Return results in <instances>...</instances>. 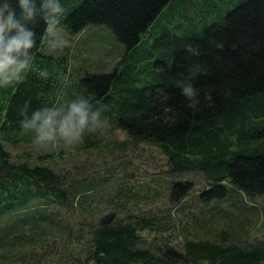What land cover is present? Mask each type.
Listing matches in <instances>:
<instances>
[{
	"label": "trees",
	"instance_id": "trees-1",
	"mask_svg": "<svg viewBox=\"0 0 264 264\" xmlns=\"http://www.w3.org/2000/svg\"><path fill=\"white\" fill-rule=\"evenodd\" d=\"M63 3V27L71 35L91 26H106L125 47L112 73L87 75L80 80L75 96L86 95L108 105L105 114L109 122L126 134L122 145L157 146L173 173L198 172L208 181L209 187L192 205L184 201L195 184H175L171 198L177 212L198 207L199 198L206 207L224 201L229 188L250 200L264 198V0ZM36 31L35 62L38 67H47L50 76L44 79L31 72L24 81L0 89V219L28 213L35 203L86 209L81 199L103 194L104 187L116 184L118 196L109 200L115 212L101 217L85 236L77 234L79 240L87 239L90 244L85 258H77L78 264H264V242L246 247L224 245L230 240L238 242L234 228L223 240L209 235L188 239L182 252L170 244L148 245L141 232L155 231L159 222L173 221V211L134 214L124 197L128 193L133 197L136 189L126 183L119 184L111 176L78 182L46 165L65 158L72 150L53 148L34 163L14 158L6 144L35 143L32 134L22 132L18 123L24 101L30 98L32 106L39 107L73 98L63 97V77L70 76L72 53L68 50L59 58L53 57L45 50L43 22L36 25ZM190 69L196 73L190 78L198 87L195 109L187 106L178 84ZM103 135H86L77 152L99 149ZM224 203L231 206L228 209L235 206L238 210L239 217L227 213L230 219L237 218L235 223L243 222L240 216L244 213L254 215L244 205ZM217 208L206 209L210 214L219 211ZM117 212L128 217L120 219ZM212 217L220 219L219 214ZM192 218L205 233L202 220L195 215ZM30 219L14 217L1 228L0 255L8 246L15 257L21 254L13 253L21 240L16 232ZM0 264H6L1 256Z\"/></svg>",
	"mask_w": 264,
	"mask_h": 264
},
{
	"label": "rangeland",
	"instance_id": "rangeland-1",
	"mask_svg": "<svg viewBox=\"0 0 264 264\" xmlns=\"http://www.w3.org/2000/svg\"><path fill=\"white\" fill-rule=\"evenodd\" d=\"M65 32L73 40V45L70 49L72 53L70 76L63 77L64 87L66 86L64 98L67 95L74 97L78 93L80 80L87 75L112 73L125 52L124 45L106 26H91L78 35H71L66 29ZM109 125L107 133L102 136L104 140L99 149L90 153L83 151L79 154L76 148L80 149L81 145H78L70 155L66 153L65 158L45 162L46 165L58 173L67 175L70 180L77 179L78 182L84 181V178L99 179L111 176L119 184L126 183L136 189L133 197H128L130 193L127 194L128 198L124 197L129 199V209L130 211L134 209V214L154 212L161 215L163 212L166 214L168 211H173V221L159 222L155 226L157 230L146 229L141 232L150 246L165 247L170 244L182 252L188 239L205 238L209 235L212 239L223 240L225 235L233 233L232 228L237 229L239 243L230 240L228 244L224 243L225 246L246 247L264 242V198L250 200L243 197L240 191L229 188V195L224 201L236 202L238 206L244 205L243 208L248 207L254 214L248 212L241 215L242 223L233 222L237 219L234 216L229 218L228 214L231 212L237 217L239 213L235 206L228 209L231 206L224 201H215L206 207L199 198L196 203L198 207H188L185 212H177L175 210L177 204L172 203L171 198L173 186L184 182L195 184L191 195L184 201L185 204L192 205L198 194L209 187L204 175L198 172L173 173L168 159L159 147L145 144L134 146L128 142L122 145L121 142L126 139V134L116 129L111 122ZM6 147L17 161L28 160L32 163L40 154L44 155L54 150L52 147L37 143L20 146L6 144ZM115 187L116 184L104 187L107 197L105 193H92L88 198L81 199L86 209L79 207L61 209L44 203H35L28 213L17 212L7 218H1L0 230L9 219L12 220L14 217L27 216L31 219L16 232L21 240L13 253L20 251L21 254L15 257L8 250V246L2 249L0 256L6 264H78L77 258H85L90 244L87 239L79 240L77 234L82 233L85 236L91 225L97 224L104 215L115 212V206L109 201L113 195L116 198L118 196ZM214 206H219L217 208L219 211L209 214L206 208L212 210ZM212 214H219L220 219L211 218ZM117 215L120 219L128 217L118 212ZM193 215L205 224V233L194 223Z\"/></svg>",
	"mask_w": 264,
	"mask_h": 264
},
{
	"label": "clouds",
	"instance_id": "clouds-1",
	"mask_svg": "<svg viewBox=\"0 0 264 264\" xmlns=\"http://www.w3.org/2000/svg\"><path fill=\"white\" fill-rule=\"evenodd\" d=\"M64 12L63 0H0V89L24 81L31 72L44 79L50 76L47 67L35 62L36 25L43 22L46 50L59 58L73 45L63 27ZM195 74L190 69L187 77L178 81L181 95L192 109L199 104L198 87L190 78ZM107 108L86 95L39 107H33L29 98L19 109L18 123L39 145L74 150L86 135L107 133Z\"/></svg>",
	"mask_w": 264,
	"mask_h": 264
}]
</instances>
